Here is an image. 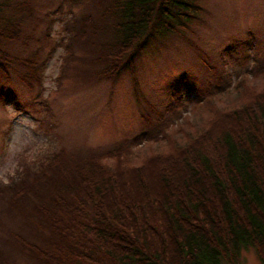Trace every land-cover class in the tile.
<instances>
[{
  "label": "trees",
  "instance_id": "obj_1",
  "mask_svg": "<svg viewBox=\"0 0 264 264\" xmlns=\"http://www.w3.org/2000/svg\"><path fill=\"white\" fill-rule=\"evenodd\" d=\"M91 1L89 11L64 21L68 56L81 48V73L99 79L115 82L127 69L136 90L137 56L174 35L197 48L186 31L205 23L197 17L201 0ZM37 18L31 0H0V70L20 71L30 87L39 81V51L31 47L22 55L10 48L42 40L27 30ZM231 53L224 50L228 58ZM231 87L218 73L197 104ZM147 108L150 127L142 139L58 151L0 181V264L16 252L32 264H246L243 250L250 247L264 264V91L255 104L224 110L206 127L179 124L175 136L181 105ZM135 140L141 146L167 140L170 150L137 164L126 156ZM18 219V230L4 236Z\"/></svg>",
  "mask_w": 264,
  "mask_h": 264
},
{
  "label": "rangeland",
  "instance_id": "obj_2",
  "mask_svg": "<svg viewBox=\"0 0 264 264\" xmlns=\"http://www.w3.org/2000/svg\"><path fill=\"white\" fill-rule=\"evenodd\" d=\"M31 2L38 18L35 29L27 30L42 40L28 47L13 42L10 49L26 55L31 47L37 48L42 67L34 87L26 84L20 71L11 69L5 75L0 70V181H9L23 163L58 151L69 154L104 149L126 138L142 139V132L150 127L144 119L147 107L164 110L177 101L181 110L176 114L183 113V117L172 131L181 124L191 130L208 126L224 110L255 104L264 91V69L258 67L264 62V0H201L197 17L205 23H192L186 31L197 48L174 35L168 43L141 53L136 58L138 90L127 69L115 82L99 79L81 73V48L76 49V56H68L64 21L89 11L91 0ZM60 5L55 14L54 7ZM226 48L232 50L231 58L224 54ZM225 58L230 60L228 67ZM218 73L232 87L197 104L198 93ZM184 76L188 80L180 89L177 84ZM137 141L129 144L126 155L137 164L155 151L170 150L167 140L143 146ZM19 222L7 225L11 229L4 236L17 231ZM13 259L7 263L32 264L20 252ZM242 262L263 264L254 247L243 250Z\"/></svg>",
  "mask_w": 264,
  "mask_h": 264
}]
</instances>
